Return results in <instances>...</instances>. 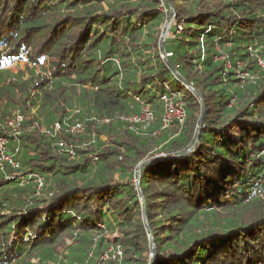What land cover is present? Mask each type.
<instances>
[{"label":"trees","instance_id":"obj_1","mask_svg":"<svg viewBox=\"0 0 264 264\" xmlns=\"http://www.w3.org/2000/svg\"><path fill=\"white\" fill-rule=\"evenodd\" d=\"M170 2L168 64L166 0H0V136L19 164L0 172V264H264V0ZM170 65L205 103L184 156L202 105ZM167 95L186 118L163 128ZM144 106L145 129L122 120Z\"/></svg>","mask_w":264,"mask_h":264},{"label":"built area","instance_id":"obj_2","mask_svg":"<svg viewBox=\"0 0 264 264\" xmlns=\"http://www.w3.org/2000/svg\"><path fill=\"white\" fill-rule=\"evenodd\" d=\"M168 36V34H167ZM243 77H241L242 79ZM255 79V75L247 74L244 76V79L253 82ZM162 127H170L173 124V121H177L178 123H183L186 118V110L181 101H176L173 95H167L162 97ZM23 120V116L19 110H15L12 117L7 121V128L10 132L16 134L20 124ZM122 120L127 121L128 123L139 124L143 129L148 127L152 121L153 116L149 109V107L144 106L141 112L137 115H133L129 118H123ZM107 122V120H105ZM60 129V125L56 123L53 127V131H57ZM64 131L66 133H71L74 135H82L84 132V124L82 122H75V125L65 126ZM58 147L60 149H68L69 157H74V151L68 148L67 143L64 140L58 141ZM261 154L264 156V149L261 151ZM14 153L8 147V140L4 136H0V172L4 171L5 165H10L13 168L18 167V161L14 157ZM34 179L37 183V189H39L43 185V178L40 175L34 174ZM121 255V251L119 249L114 250L112 252V257H119ZM109 255H102L101 259L106 260Z\"/></svg>","mask_w":264,"mask_h":264},{"label":"water","instance_id":"obj_3","mask_svg":"<svg viewBox=\"0 0 264 264\" xmlns=\"http://www.w3.org/2000/svg\"><path fill=\"white\" fill-rule=\"evenodd\" d=\"M169 4V12H168V16H167V19L163 25V29H162V33H161V42H160V47H161V53H162V56L165 57L166 61L169 63V60L166 58V54H165V39L167 37V34H168V31L170 29V26L172 25V23L174 22L175 20V10L173 8V5L171 4L170 0H166ZM171 66V65H170ZM171 69L173 71V73H175L180 79H182L184 81V83L186 84V86L188 88H190L200 99L201 101V105H202V112H201V116H200V120H199V124L197 126V132H196V137H195V140L194 142L191 144V146L186 150L184 151L183 153H180V154H177L175 156H184V155H187L189 152H191L194 148V146L197 144L198 140H199V134H200V130H201V127H202V120H203V115H204V99L202 97V95L199 93V91H197L196 89H194L191 84H189L184 78H182L176 71V69L171 66ZM153 163V161H147V162H143V163H140L137 167V174H138V182H139V175H140V169L142 166L144 165H147V164H151ZM138 187H139V184H138ZM142 201L143 203H145V199L144 197L142 196ZM143 218H144V222H145V226H146V229L148 231H150V228H149V225L147 223V219H146V216H145V213H143ZM152 243H153V239H152ZM155 246L152 245V248H151V254H150V257H151V260L153 259L154 255H155ZM152 264V261L151 263Z\"/></svg>","mask_w":264,"mask_h":264},{"label":"rangeland","instance_id":"obj_4","mask_svg":"<svg viewBox=\"0 0 264 264\" xmlns=\"http://www.w3.org/2000/svg\"><path fill=\"white\" fill-rule=\"evenodd\" d=\"M41 61H43V60L41 59ZM258 64H259L260 70L263 71L264 70V58H259L258 59ZM24 65H25L24 59H22V60L15 59V61L13 63H7V64L4 65V67L10 68V70H12L14 72V71H17L18 68L22 69L24 67ZM261 71H260V73H261ZM245 75H246V73H237L235 77H237V78L238 77H240V78L243 77L242 79H244ZM255 78L258 79L259 78V74L257 76L255 75ZM243 81H245V80H243ZM180 91H181L182 94H184L185 89H181ZM77 122H80V121H77ZM65 124H66V126L68 125L70 127L72 125H75V121L74 122H72V121L65 122ZM129 124L132 125L133 123H129ZM237 132H238V128H232V133L233 134H236ZM134 181H136V179H134ZM73 241L74 240L72 238H70V237H64L63 238V242L58 247V251L59 252H64L67 245L68 246H72L73 245ZM102 261H104V260H102Z\"/></svg>","mask_w":264,"mask_h":264}]
</instances>
